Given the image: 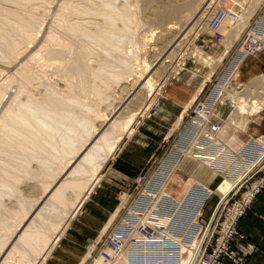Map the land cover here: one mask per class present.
Returning <instances> with one entry per match:
<instances>
[{"label":"bare ground","instance_id":"6f19581e","mask_svg":"<svg viewBox=\"0 0 264 264\" xmlns=\"http://www.w3.org/2000/svg\"><path fill=\"white\" fill-rule=\"evenodd\" d=\"M8 1H12L22 6L24 4L21 5V3H24V1H29V0H8ZM62 1L63 3L60 2L62 3V5H59L60 7H57V9L58 8L59 9L56 12L57 14L54 15L55 17H54V20L52 21L55 28L52 26H49L52 28V31H49L48 33H46V36L44 39V45L41 46V50H39L37 53L35 52L34 54L32 53L30 60L28 59L29 62L27 61L28 64L27 65L24 64L23 76L25 77L24 79L26 80L28 79V75L30 74L32 70V68L30 67V63H39L40 69L39 68L38 69L40 71H38V69L36 70L39 72L38 75L40 74L39 77L46 76L45 78H47V74L51 72L58 77V79L56 77L55 79L57 80H59L60 78L63 79L66 83V86L62 87L64 89L66 88L64 90V93H61V89H60V93L58 91L57 95L56 94L52 95L51 92H55L54 89L58 85L57 84L53 89L52 84L55 82L53 80L54 82L52 81V84L50 83L51 81L49 82V87L45 89L44 96H42V98L39 97L36 99H31V100L30 98L29 99L26 98L25 101H19L18 96L22 93L21 92L22 90H18L17 94H12L10 92H6L5 91L6 88L0 86V134L4 136L3 138L7 137L9 139V140L5 139L6 144H7V141L9 142L13 140L21 141L22 139H24L23 141H26L29 144L28 146L30 147L29 150H37V149L44 150L45 146H47L50 149L49 153H50L51 159L52 158L59 159V162H57L59 164L62 158L64 161L57 175H53V173H49L48 171L44 169L42 176L45 177L46 180L41 182L38 187L37 185H33L31 187L32 189H35V190L37 189L39 191H38V195L36 199H34L32 205L29 207L30 210L23 211L22 209L24 208V206L20 204L21 205L20 207L22 209L21 210L19 209L20 213L18 212L19 213L18 223H17V226L19 228L18 232L16 233L17 228H14L10 232V235L6 237L5 241L4 242L2 241L3 243H0V254L3 251L2 254L0 255V262L2 260L1 264L8 263V261L11 260L15 254L20 255L19 259L25 256H28V255L30 256L33 255L30 259H28V261L32 263H34L35 259L41 255H42V260L45 259V255L50 253V251L53 249L54 245L58 241L60 235L63 234L62 232L64 231V229H66L65 227H67L69 223L68 222L69 219L72 218L71 214L76 213L78 207L88 197L93 187L97 184V182L101 178L100 177L101 169L103 168L104 164L108 161V159L113 156L114 151L117 149L119 141L122 140L123 135L130 134L131 130L133 129L137 121L136 113L138 112L136 110H132L133 112L135 111L136 113H132L131 109L129 112L124 111L126 114L123 113V111H121L118 114V116L117 115L115 116V114L118 112V109H119L118 107L116 108V105H115L112 108L110 113L103 116V119L101 120L99 124H97V127L93 126L92 133L88 135L85 141L77 146V143L81 140V138L84 139V137H81V136L85 134L86 128L90 124V120L87 119V116H85L86 113L84 115L85 116L84 118L82 116L80 117L81 119L79 118V116L72 118L71 111H73L72 108H74L75 106L73 107L72 105V107L71 106L68 107L70 104L67 102L68 101L79 102L77 100L78 98L77 95H79V97L83 98V105L86 108V110L87 109L91 110L94 108L93 106L91 107L93 103L99 105L109 99V95H110L109 92H110L111 87H113L112 84H116V83L118 84L120 80L122 79L125 80V78L128 76L131 77L130 75L132 73L131 71L132 67L130 66L131 64L130 61L132 60L133 57H135V59L138 58V54H139L138 52H139V49L141 48L140 46L141 41H139V39L137 38L138 35H135L136 34V32L134 31L135 29L132 28L131 26L132 25L131 23H134V21L136 20V19L134 20V18H136L135 16L136 14H138V12L136 13V11L138 10H136L137 9L136 6L129 5L127 1H126V4H124V2L123 4H121L122 2L116 3L117 0H62ZM17 6L19 7V5ZM27 6L28 5H26V7ZM186 6L187 5L183 6L180 9H177V8L175 9L173 8L170 10L165 9L162 12V14L158 13V16L157 14L156 16L160 17V20L164 18L167 20L175 19L179 21V19H183L181 17L182 16L181 13ZM36 7H38V5H36ZM208 7L209 5L204 8L202 13H204V11ZM7 9L0 7V12H1L0 17H3V20L6 19L7 22L10 23V25H12L10 27L13 28L11 29V32L9 31L10 32L9 33L7 32L8 30L4 29L2 25V28L5 30V33L6 32L7 33L5 34L4 31H2L3 29L0 31V38L2 39V42H3L2 44L5 45V46H0V55L2 57L4 54L5 58H7L6 57L7 48H11V47L15 49L18 48L19 45L22 44L20 41H18L21 38L22 39L25 38V40L28 39V43L30 45V43L32 44V42H35L33 40L38 36V34L41 31L40 30L41 26L39 25L40 22H38V25H36L37 23L35 19L33 18L25 19L24 18V16L27 14L24 13V16H23L22 15L23 12L17 13L18 11H10ZM29 9L36 10L35 6L34 8L33 7L31 8L29 6ZM163 9L164 8H162V10ZM221 9H223L226 14L219 21L216 28L212 29L214 31H217L225 20L231 21V22H235L238 20V15H239L238 10H235V9L230 10L226 8H221ZM47 10L49 9L47 8ZM19 11H22V10H19ZM229 11L234 13V17H229L227 15ZM148 15L150 16V13ZM201 15L202 14L200 15L197 14L194 16L193 19L195 21L191 23L192 25L189 28V30H187V32H189L190 29L193 28V26H195L197 22H199ZM85 16H89V18L84 19L83 17ZM97 16H100V17L102 16L103 19L101 21L100 20L97 21ZM34 18H39V17L37 16ZM39 19L41 20V18ZM11 20H14V21L11 22ZM117 21H121L122 26L120 24H119L120 26H118L116 24ZM169 22L172 23V21H169ZM3 23L5 22L3 21ZM88 23L91 24L93 27H89ZM244 23L245 22L241 21L242 27L244 26ZM173 25L175 24H172V26ZM39 26H40V29H39ZM92 28L94 29L92 30ZM163 28L161 32L164 31ZM263 28H264V17H263ZM185 29L186 27L184 29L182 28V30H185ZM174 30L177 31L176 29H173V32H171L172 31L171 30L170 35H168L169 32L168 33L166 32V34L162 32V35L164 34L163 35L164 37L161 36V38L160 37L158 38L159 40L157 39L156 44L158 43L160 45L159 49H156L159 51H155L156 54H154L155 56H157V58H159L160 55H162L163 57V55L166 52V49H167L166 46L168 45L169 41L171 43L170 45L172 46L175 42H177L179 36L181 35L182 30L178 29L179 31L177 32H174ZM168 37L170 38L168 39ZM185 37L186 36H184V38ZM125 39L128 40L127 44L129 43L128 45L125 44L126 46H128L129 52L128 51L127 52L129 53V55H130V52L132 53L130 58L127 57L126 53H125L126 56H123V54L121 56L118 55L119 52H123L124 49L127 48V47L125 48V45L123 47V44H124L123 42ZM179 40L181 41V39ZM80 41L86 42L85 43L86 45L79 46L78 43H80ZM41 44H43V42H41ZM177 45L178 44H176V46ZM20 47H19V50L23 51L24 49L21 50ZM24 48H26V46H24ZM19 50L17 51V53L21 55L20 54L21 52H19ZM81 50L85 51V53L89 54L92 57H96L97 60L99 61V64L96 65V67H94L95 64H93L94 68L90 67V65H87L85 61L87 59L89 60L90 58H87V55L86 54L84 55ZM80 51H81V54L84 55V58H82L84 62L80 59V55H81ZM99 51L100 52L102 51L104 55L102 52L100 54ZM52 52L57 53V56L60 58V61L58 59L59 61L58 63L54 61V56L56 55H53ZM172 52L173 50H171L168 56L166 57H169L170 55H172L171 54ZM106 55H109L110 57L112 56L114 60L108 62ZM141 61H144V63L147 62L146 59L144 60L143 58ZM91 63L92 62H90L89 64ZM135 64H138V63H135ZM162 64L160 65L162 66ZM232 65L234 67L235 62H233ZM35 74H37V72ZM17 75L20 77L18 72H17ZM53 76H52V79H53ZM11 78L7 79L8 82L10 83L13 82ZM45 78H44V81L42 80L43 78L41 79L44 83L47 82V81L45 82L46 80ZM13 79L16 80L15 77H13ZM18 79L19 78H17L16 82L17 83L19 82L23 86L24 82L22 83L21 82L22 80L18 81ZM34 79L36 78L34 77ZM49 80L50 79L48 78V81ZM150 81L151 79H148L145 82V87L150 86ZM26 82H29V81H26ZM137 82H139V79ZM18 86L22 87L21 85H18ZM40 88H38L37 90L39 94L41 93L39 92ZM34 94H37V93H34ZM90 102L91 103L93 102V103L91 104ZM119 102L120 101L118 100V105H119ZM13 104H14V107H12ZM147 105H148V101L143 105V108L148 107ZM204 105L206 107H210L209 105L211 104L207 102ZM249 105L251 106V104ZM127 106L128 105L124 107H127ZM198 106L199 107L197 109L194 108L196 113L199 112L198 109L201 110V107L203 110L202 104H198ZM75 109L76 108H74V110ZM126 110H129V109H126ZM140 113L142 112L140 111L138 114ZM210 113L211 112H208L207 110H205L202 114H199V116H196L195 118L196 120L200 121L202 124L203 123L207 124L208 126L207 128L205 127V129L197 130L198 123L200 122L196 123L197 122L196 121V122H191L186 127V129L182 131L177 144L167 156V159L165 162L166 165L162 166L161 168L157 170L154 178H152L150 183H148L150 180L147 182L146 185L148 187L146 186L147 188L143 190L141 197L136 202V209H131L128 211L129 216L132 215L133 217L135 216L138 217L139 214L142 212V211L140 212V210L141 209L145 210V205H146L145 198L149 196H153V195L154 197H156V199L157 197L161 198L160 208H159L158 213L156 212V214L152 215V217L147 216L148 217L147 219H145L146 217H143V220L139 219L141 221L140 223H142L145 227H147L149 231H144L140 234L139 233L140 228L138 227V229L136 228V231L133 233L134 235H132L133 230L130 229L129 236L132 235V237L130 241L128 240L129 246L132 247L134 240L141 241V243L145 245L148 243H160L162 245L160 247L161 251L156 249V247L152 248V250L156 249L157 250L156 252H148L147 251L148 247L145 246L144 251H143L145 258L144 260H141V259L137 260L138 263L147 264V262L149 263L152 262V264H197L198 262V264H200L201 247L204 244L205 240L209 238V234L212 233V231H214V228L213 229L210 228V223H209L203 230V231L206 230V234H208V237L205 238L206 234L205 232H203L202 236L200 238H197L198 233H201V230H200L201 225L197 221V217H198V214L200 213L202 199L206 198L210 194V190L208 187L202 185L201 183L194 180L190 176L181 172L177 164L180 159V156H182L184 152L185 154L187 153V155L192 152L191 153L192 156L194 155L195 158L204 159L207 165L209 166L212 165L211 168L215 170H219L221 172L220 174L224 176V181L218 185L215 191L218 192V194H220L221 197H224L223 200H225L227 195L233 191V189L236 186V183L239 181V179L236 181L229 179V174H232L235 172V169H236L235 167L239 166L241 164L240 163L241 161L247 160V157L250 156L249 154H252L254 150L255 151L258 150V151L256 152V156L254 157V159H252L251 162H249L248 169H247L248 171L256 167L257 165H259L264 159V140L263 141L259 140V142L252 140L250 143L248 142L249 143L248 147L242 148L239 152H232L231 150L227 149V146H225L215 135L216 129L218 131L221 127V122H219L220 120L217 117L214 118V119H217V122H214L213 119H211L213 122L208 121L207 119L210 116ZM249 113L251 112L247 110L245 111V114H242V115L238 114V112L237 113L233 112L232 114H230L229 119L234 123H237L239 121L244 122L248 119ZM122 117L124 118L123 120H122ZM206 130H209V131H206ZM113 132L118 133V134L114 135ZM112 133H113V138L110 139L109 136H111ZM57 135H58V140H57ZM79 136H80V140L79 139L77 140ZM10 144L12 143L10 142ZM21 144L22 143H20V145ZM16 145L18 146V142H16ZM24 145H27V144H24ZM7 146H10L12 148L11 145L7 144L6 147ZM256 148L258 149L256 150ZM4 149L6 150V148ZM4 149L2 150V147H1L0 150L5 151ZM26 153H29V152H26ZM224 154H225V157L221 158L220 156L221 155L224 156ZM31 156H34V155H31ZM14 158H16V156H14ZM21 158L19 159L21 160ZM22 159H24V157ZM49 162H51L49 164H52V161L49 160ZM5 164L3 165L5 166ZM7 169H8V166H7ZM1 170H4V169L1 168ZM4 171L2 173H5ZM5 174H7V172ZM165 175H167L166 184L164 186L162 185L160 192H158L159 190L158 185H160L161 181H163L162 179L165 178ZM0 184L2 185L5 184L6 186L9 185L8 182L0 183ZM0 189H1V186H0ZM69 189L73 192L71 194L74 195V197L71 199L69 198L70 195H67L69 193V192L67 193ZM151 191L153 193H150ZM158 193H160L159 196H158ZM164 197L167 198V201H163V199H165ZM243 198L244 199L248 198V195ZM125 199L123 200V202L125 201ZM223 200L220 198V201L216 208L220 206ZM43 201L44 203L42 204V206L38 207L40 202H43ZM57 204L58 205L60 204V206L62 207L71 206L72 211L69 213L70 216L67 219H65V223H63V219L59 221L55 220L51 223H48L47 224L48 227L45 230L43 226L45 225L43 223L44 222L43 217L46 215L47 211L51 207ZM68 212L69 211H67V213L64 215L65 218L67 217ZM213 217H214V214L211 216V221ZM140 218H141V215H140ZM62 223H63V227H62ZM3 224L4 225L2 224L1 225L4 227L5 223ZM3 230L5 229L3 228ZM52 230H53V235H50ZM13 236H15L14 239L8 245L7 242H9L10 241L9 239H11ZM119 241L120 242L119 244H117V248H114L113 246L106 244L104 248L102 249V252L104 253L105 256L101 252L96 253V255H99L100 258L98 257L99 258L98 262L96 261L95 262L97 264H102V262L104 261L111 262L113 261V259L117 260V259H122V258L125 259L126 257L128 258L130 254L126 252V250H124L123 248L124 247L123 239L120 238ZM165 241L173 242L176 245V247H173L172 245L171 248L169 249L170 250L169 252L165 251L167 252V254L164 253L165 248L163 247L165 244ZM6 245H8V247L4 250ZM169 253H176L175 255H177L178 259L174 261L166 262L168 261L166 257L168 256ZM154 260H156V262H153ZM15 262L17 261L13 260V263Z\"/></svg>","mask_w":264,"mask_h":264},{"label":"rangeland","instance_id":"374dc122","mask_svg":"<svg viewBox=\"0 0 264 264\" xmlns=\"http://www.w3.org/2000/svg\"><path fill=\"white\" fill-rule=\"evenodd\" d=\"M117 1H116V3L122 2L121 4H123V2H124V4H126V1H127V3L129 5L136 6V8H137L136 10H138V11H136V13L138 12V14H136V16H135L136 18H134V20L135 19L136 20L134 21V23H131L132 24L131 26H132V28L135 29L134 30L136 32L135 35L139 36V37L137 36V38L139 39V41H141L140 46L142 49L141 48L139 49L138 58L135 59V57H133L132 60L130 61L131 64L129 63L130 66L132 67V70H131L132 73L130 75L131 77L128 76V77H126L127 79L126 78H125V80L122 79L123 81L120 80L118 82V84L117 83L112 84L113 87H111L112 90L110 89L111 93L109 92L110 95H109V99L107 100L108 102L105 101L99 105H97L93 102H92L93 103L92 104L90 102L92 104L91 107L92 106L94 107L91 110H88V109L86 110V108L83 105V98L79 97V95H77L78 96L77 100L79 102H77L76 100H75L76 102H72V101L67 102L70 104L69 106L67 104L68 107H70V106L72 107V105H73V107L75 106L74 108H76L75 110H74V108H72V110H73V111H71L72 118L76 117V116L77 117L79 116V118L82 116L84 118L85 116H87V119L90 120V124H91V125L89 124L87 126L85 134L83 136H81V137H84V139L81 138V140H80V136L77 138V140L78 139L80 140L77 143V146L85 141V139L88 137V135L92 133L93 126L97 127V124H99L101 122V120L103 119V116L110 113L112 108L115 105H116V108L117 107L119 109L121 108L120 110L118 109V112L115 114V116L116 115L118 116V114L121 111H123V113H125L126 111L129 112L130 109H131L132 113H136L135 111L133 112L132 110H136L138 113L140 111L142 112L140 114L136 113L137 114V121H136L133 129L131 130L130 134L129 135H123L122 140L119 141V144L117 146V149H118L119 146L123 143V141L125 142L126 140L129 139L130 136H132V134L135 135L137 133V130L141 128L142 121L146 120L148 116H151L152 114H154L155 112L158 111V109L160 108V104H161L160 101L162 100L163 88H164V86L170 84L172 80H176L177 78L180 77L181 81L184 80L185 84L193 87V88H191V91H193L192 92L193 94H192V96L191 95L189 96L188 102H184L180 106L181 110L185 109V113L182 116V118L180 117L174 122L175 124L173 123L172 125L169 126L170 133H169L168 138L165 140H161L160 145L158 146V150L155 151V153L151 155L150 160H148V162L136 173V175L133 177L132 182L129 185V187H126V188H123L122 190H120L118 192V194L113 198V205L114 206H113V210L111 211V214L114 213L113 214L114 219L112 218L113 220L105 229H101L103 231L100 230L101 231L100 232V231H98V229H96L92 225H90V223L88 224V223L84 222V220L88 219V215L83 211L85 208V205L87 204L86 201L88 202V199H87L88 197L78 207L76 213L71 214L72 218L69 219L68 225L74 224L73 226L78 227L77 231H75V234L78 237H81V235L83 233V234H88L90 237V246L88 247L86 257L83 261L84 262L83 264H91L93 261L94 262L92 264H97L96 262H98V259L100 258V256L96 255V253L101 252V250L104 248V242L106 240H108V238L111 236H117L118 235L119 237H121L123 239V245H124L123 248H124V250H126V252H128L130 254L131 257L129 256L128 258L126 257L125 259L122 258V259H117V260L113 259V261H111V262L104 261V262H102V264H146V263H138V261H137L140 259L144 260L145 255H144L143 251H144L145 246L148 247V250H147L148 252H156L157 251L156 249L161 251L160 247L162 245L160 243H148L145 245V244L141 243V241L134 240L132 247L128 245V242L131 240L132 235H134L133 233L136 231V228L137 229H138V227L140 228V231H139L140 234H141V232L149 231L147 227H145L142 223H140L141 222L140 220H143V217H146L145 219L148 218L147 216L152 217V215L156 214V212L157 213L159 212L160 202H161L160 199L161 198L157 197V199H156V197H154V195L145 198V202H146L145 210L141 209L140 212L141 211L142 212L139 214L138 217L135 216L136 219L132 215L129 216L128 211L131 209H136V202L141 197L143 190H145L148 187L146 185L147 182L150 180L148 182V183H150L152 178H154L157 170L159 168H161L162 166L166 165L165 162H166L167 156L169 155L170 151L177 144V142L181 136L182 131H184L186 129V127L191 122H196V121H197L196 123L200 122V121L195 119L196 116H199V114H202L205 110H207L208 112H211L210 116L207 119L208 121L211 122L212 121L211 119H213L214 122H217V119H214V118H216V117L219 118V120H220L219 122H221V127L218 131L216 129V131H215L216 136H217L218 132L224 126H226V124H233V125L237 126L238 128H241V129H245L247 127L246 131L242 132V131L238 130L236 127H234L232 125H228L226 127V131L222 134L223 136L221 135L223 137V139H225V140L228 139L229 136L231 135V137L235 143H240L241 141H244L246 139L248 133L253 132V130L256 128V124L258 122V117H259L260 113H262V115L264 114V71L260 70L261 66H260V61H259V59L262 56H264V54H263V52H264V28H263L264 0H143V1L142 0H125V1L119 0L120 2L119 1L117 2ZM58 2L63 3L62 0H43V1L42 0H32V1L29 0V1H24V3H21V5L22 4H24V5L20 6V4L14 3L12 1H8V0L1 1L0 0V7H3L5 9L8 8L7 10H10V11H18L17 13L23 12V14H22L23 16H24V13L27 14L24 16L25 19L33 18V19H35V21L37 23L36 25H38V22H40L39 25L41 26V29L39 26V29L41 31L38 34V36L33 40L35 42H32V44L30 43V45H29L28 39L25 40V38H23V39L21 38L20 40H18L22 43L19 45V47L21 46L20 49L21 50L24 49L23 51H20L19 47L16 48L19 50V52H21L20 53L21 55H19L17 53L18 50H16L13 47H11L12 49L11 48L6 49L7 50V53H6L7 58H5L4 54L2 57L0 55V86L6 88L5 91L10 92L12 94H17L18 90H22L21 91L22 93L19 95L20 97L18 96L19 101H25L26 98L27 99L30 98V100L36 99L39 97L42 98V96H44L45 89H47L49 87V82L51 81L50 83L52 84L53 80L55 81V82L53 81L54 85L52 84L53 89L57 84L58 85L54 89L55 92H51L52 95L53 94L57 95L58 91L60 93V89H61V93H64V90L66 89V88L65 89L62 88L63 86L64 87L66 86L65 81L61 78L59 80H57L58 77L49 71H47L50 73V74L49 73L47 74V78H45L46 76L45 77H39L40 76V74L38 75V73H39L38 71H40L39 70L40 69L39 63H30V67L32 68V70H31L30 74L28 75V79L27 80L24 79L25 77L23 76L24 64L25 65L28 64L32 53L34 54V52L37 53L39 50H41V46L44 45V39H45L46 33H48L49 31H52V28L49 26L54 27V24L52 22L54 20V17H55L54 15L57 14L56 12L59 9V8L57 9V7H60L59 5H62V3L59 4ZM31 4H33V5H31ZM149 4H150V6H149ZM17 5H19V7ZM26 5H28L27 6L28 8L26 7ZM36 5H38V7H36ZM185 5H187V6L183 9V11L181 13L182 14L181 17L183 19H179V21H177L175 19L167 20L164 18L160 20V17H157L158 13L162 14V12L165 9H168V10L173 9V8L174 9L175 8L180 9ZM208 5H209V7L204 11V13H202L204 8ZM29 6L31 8L32 7L34 8V6H35L36 10L32 9L33 10L32 11L31 9H29ZM165 6H167V7H165ZM46 7L49 10H47ZM216 7L226 8V9H230V10H234V9L238 10V13H239L238 20L235 22L225 20L221 24V26L219 27V29L217 31L210 29L207 26L206 21H207L209 14ZM12 8H13V10H12ZM23 8H24V10H23ZM162 8H164V9L162 10ZM19 10H22V11H19ZM152 12L155 15H153ZM28 13H29V15H28ZM41 13H43V14H41ZM149 13H150V16L148 15ZM30 14H32L33 17ZM156 14H157V16H156ZM197 14H199V15L202 14L199 22H197L195 24V26H193V28L190 29L189 32H187V30H189V28L192 25L191 23H193V21H195L193 18ZM0 16H1V12H0ZM29 16H31V17H29ZM37 16L39 18H41V20L39 18H34ZM85 17H83V18L84 19L89 18V16H85ZM102 19H103L102 16L101 17L97 16V21H99V20L101 21ZM0 20H1L0 21V24H1L0 25V27H1L0 31L4 28V29L8 30L7 32H9V31L11 32V29H13V28L10 26H12V25H10V23H8L6 19L3 20V17H0ZM2 20L5 23H3ZM13 21L14 20H11V22H13ZM169 21H172V23ZM241 21L245 22L243 27L241 26ZM138 22H139V24H138ZM116 24L118 26H120L122 24V22L117 21ZM172 24H175V25L172 26ZM2 25H3V28H2ZM88 26L93 27L91 24H89ZM181 27L183 29L186 27V29H185L186 31L182 30ZM49 28H50V30H49ZM162 28L164 30V31H162L164 34H166V32L167 33L169 32L168 35H170L171 30H172L171 32H173V29H176L177 31L182 30V32H181V35L179 36L177 42H175L173 44V46L170 45L171 44L170 41L168 42V45L166 46L167 49H166L165 54L163 53L164 54L163 57H162V55H160L161 58L160 57L157 58V56H155L154 54H156L155 51H159V50H156V49H159V46H160L158 43L156 44L157 39L159 37L161 38V36L164 37L163 36L164 34L162 35V32H161ZM4 29L2 31H4V33H5ZM93 29L94 28H92V30ZM177 31L174 30V32H177ZM216 35H217L218 40L214 39V36H216ZM184 36H186V37L184 38ZM169 38L170 37H168V39ZM18 39H19V37H18ZM179 39H181V41ZM125 40L123 42L124 43L123 47L125 44L126 45L129 44V43L127 44L128 40H126V41ZM41 42H43V44H41ZM2 43H3L2 39L0 38V46H5ZM85 43L86 42L80 41V43H78V44H79V46H84V45H86ZM176 44H178V45L176 46ZM126 45H125V48L126 47L127 48L124 49L123 52H119L118 55L121 56L123 54V56L127 55V57L130 58L132 53L130 52V55H129L128 46H126ZM24 46H26V48H24ZM156 46H158V47H156ZM174 47H175V49H174ZM258 47H260V49ZM171 50H173V52L171 53L172 55H170L169 57H166V56H168V54L170 53ZM255 50H258V51H255ZM81 51L84 55L85 54L87 55V58L91 59V60L90 59L89 60L84 59V60H86L85 62L87 65H90V67H93V64H95L94 67H96V65L99 64V61L97 60L96 57L90 56L89 54L85 53V51H83V50H81ZM81 51H80V54H81ZM152 51H154L155 53ZM101 52L99 51L100 54H101ZM125 53H126V55H125ZM150 53H151V55H150ZM52 54L57 56V53L52 52ZM83 54L80 55V59L82 61H83L82 58H84ZM103 55H104V53H103ZM56 56H54V61L56 63H58L60 61V58L58 56H57L58 57L57 58ZM150 57H152V58H150ZM106 58L108 59L107 60L108 62L114 60V58L112 56L110 57L109 55H106ZM142 58L144 60L146 59L147 62L144 63V61H141ZM58 59H59V61H58ZM134 61H136V62H134ZM150 61H151V63H150ZM90 62H92V63L89 64ZM233 62H235L234 67L232 65ZM135 63H138V64H135ZM160 64H162V66ZM121 65H123V64H121ZM37 69H38V71H36ZM155 71H157V72H155ZM17 72L20 75V77L17 75ZM34 72L35 73L37 72V74H35ZM33 75L36 79H34ZM52 76H53V79H52ZM13 77H15L16 80H14ZM55 77L57 79H55ZM10 78L12 79V81L14 83L11 80L10 81L12 83L8 82L7 79H10ZM17 78L20 79V80L18 79V81L22 80L21 82L22 83L24 82V84H23L24 87L19 82L18 83L16 82ZM44 78L46 79L45 82L47 81L48 84H47V82L46 83L43 82ZM48 78L50 79L49 81H48ZM137 78L139 79V82H137L138 81ZM136 79H137V81H136ZM148 79H151L150 86H149L150 88L148 86H146L147 87V89H146L145 82ZM25 80L29 81V82H26ZM58 81H60L61 83ZM30 83H31V85H30ZM13 84H15V85H13ZM18 85H21L22 87H20ZM36 86H38V87H36ZM52 87H51V89H52ZM142 87H144V88H142ZM38 88H40L39 89V92H41L40 94L37 92ZM148 88L150 89V91ZM7 89H8V91H7ZM32 90L34 93H37L38 95L34 94L32 92ZM151 92H152V94H151ZM136 93H137V95H136ZM126 95H127V97H126ZM84 100H85V98H84ZM118 100L121 102V103L119 102V105H118ZM130 100H132V101H130ZM16 101H17V99H16ZM147 101H148V105H147L148 107L143 108V105ZM207 102H209L211 104V105H209L210 107H206L204 105ZM104 103H105V105H104ZM197 103L202 104V106H203V110L201 107V110L198 109L199 110L198 113H196V111L194 109L195 105ZM122 104H123V106H122ZM249 104H251V106ZM126 105H128V106L124 107ZM12 107H14V104ZM250 108L253 110V112ZM126 109H129V110H126ZM246 110L251 112L248 114L249 117L246 121H244V122L239 121L237 123H234L229 119L230 114H232L233 112H236V113L238 112V114L242 115V114H245ZM75 112H77V113H75ZM85 113H86V115H85ZM125 114H123V115H125ZM252 118H254V120H252ZM123 119L124 118L122 117V120ZM251 120H252V122H250ZM199 124H200V126H199ZM204 124L205 123L202 124L201 122L198 123V126H197L198 129L197 130L205 129V127L206 128L208 127L207 124H205V125ZM90 129H91V131H90ZM206 131H209V130H206ZM113 133H114V135L118 134L115 132H113ZM113 133L111 136H109L110 139L113 138ZM3 137L4 136L2 134H0V146L2 147V150L4 148H6V150L4 149L5 151L0 150V161H1L0 162V183L8 182L9 185L6 186L5 184H3V185L0 184V186H1V189H0V243H3L5 241L6 237L10 235V232L14 228H17L16 233L18 232V230H19V228L17 226L18 217H19L20 210L22 209L20 206L21 205L24 206V208L22 209L23 211L30 210L29 207L32 205L34 199H36V197L38 195V191H39L37 189L36 190L32 189L31 187L33 185H37V187H38L41 182L46 180L45 177L42 176L43 170L45 169L49 173H53V175H57L61 165L64 162L63 158H62V160H60V164L57 163V162H59V159H54V158L51 159V156L49 153L50 149L47 146H45V149H44L45 151L39 150V149L29 150L30 149V147H28L29 144L26 141H23L24 139H22L21 141L13 140L15 143L13 141H10L12 144H10V142L7 141V144L11 145L12 148L10 146L6 147L7 144H6L5 139H7V140H9V139L7 137H5V138H3ZM57 140H58V135H57ZM252 140H255L257 142H259V140L263 141L264 140V134L250 135L248 140L241 147L242 148L248 147V144ZM16 142H18V146L16 145ZM20 143H22L21 144L22 146L20 145ZM24 144H27V145H24ZM19 146H20V148H19ZM144 146L147 147L148 145H144ZM1 147H0V149H1ZM23 148H25V149H23ZM242 148H240L236 152H239ZM227 149L231 150L228 147H227ZM257 149L258 148H256V150ZM23 150H25L26 152H29V153H26ZM22 151H23V153H22ZM254 151L252 152V154H249L250 156L247 157V160L241 161L240 162L241 164L239 166L235 167L236 169H235L234 173L229 174V179L236 181L238 178L240 181V182L238 181L239 183L238 182L236 183L235 187H237V189L235 190V194L233 195L231 200L239 199L241 197L242 193L244 191H247L251 185L256 184V183L262 184L261 176L264 174V172L262 173V168L264 167V161L261 162L259 165H257L259 167H257V166H256V168L254 167L255 169H258L255 174H253L252 176H250L246 180H243V177L250 171V170L249 171L247 170L248 164H249V162H251L252 159H254V157L256 156V152L258 150L255 152ZM30 152H32V153H30ZM232 152H234V151H232ZM4 153H6V154H4ZM191 153H189L187 155V153L185 154V152H184V154L182 156H180V159L178 161L177 166L179 167V164H180L181 168L179 167V169L180 170L182 169L183 171L187 172V174H186L181 170L182 173L190 176L191 178L198 181L202 185L208 187L211 194H212V192L217 193L214 195L217 196V198H218L217 202L219 203L220 198L223 200L224 197H221V195L218 194V192H216L215 190L218 187V185L224 181V176L222 174H220L221 172L219 170H215V169L211 168L212 165L211 166L207 165L204 159L195 158L194 155L192 156ZM13 155L16 156V158H14ZM31 155H34V156H31ZM21 157L22 158L24 157V159H22ZM220 157L224 158L225 154H224V156L221 155ZM19 158H21V160ZM26 158H27V160H26ZM109 159H108V161H109ZM49 160L52 161V164H49V163H51V162H49ZM64 160H65V158H64ZM3 164H5V166ZM105 164H104V166H105ZM1 165H3L4 167ZM7 166H8V169H7ZM104 166H103V168H104ZM174 166H176V165H174ZM233 167H234V165H233ZM1 168L6 170V171L1 170ZM103 168L101 169L100 177L102 175ZM231 168H232V166H231ZM254 168H252V169H254ZM11 169H13V170H11ZM3 171L5 173L7 172V174L2 173ZM12 173H14V174H12ZM248 175H249V173L246 176H248ZM166 176L167 175H165L164 179L160 178L163 180V181H161V183H163V184L160 183L161 186L158 185V188H159L158 192H160L162 185L164 186L166 184V180H167ZM195 177H198V178H195ZM11 178H13V179H11ZM101 178L99 179V181L101 180ZM200 180H201V182H200ZM99 181L93 187L92 191L89 193L88 196H90V195L94 196L96 189L99 186ZM208 182L209 183L211 182L212 185H214V187H209ZM263 188H264V185L261 188H259L254 193V195L259 193V192L264 193ZM234 189L232 192H234ZM120 192H122V193H120ZM232 192H230V193H232ZM67 193H68L67 195H70V197L68 196L70 199L74 197V195L71 194L73 192L70 189L67 191ZM150 193H153V192L151 191ZM159 195H160V193H158V196ZM254 195L252 196V198L254 197ZM123 198L124 199L126 198L124 202H123V200H124ZM164 198L165 199H163V201H167V198L166 197H164ZM252 198L247 203L246 208L244 209L243 213L237 217L236 222H235V227H236L237 233L234 234L232 236V238L229 240V242H230L229 243V248H230L229 250L233 251L234 256H236V258L232 262L229 259H227L225 256H221L219 258V260L217 261V264H220L225 259L230 261L231 264H243V253L244 252H240V254L236 253L232 249V242L235 238H240V236L238 234L237 223H238V220L244 215V213H245L246 209L248 208ZM44 201L40 202L38 207H41L42 204L44 203ZM15 207H16L17 211H16ZM70 207L71 206H66V207L63 206L62 207V206H60V204L59 205L57 204V205L51 207L47 211L46 215L43 217L44 218L43 223L45 224L43 226H44L45 230L48 227L47 224L51 223L55 220L59 221V220L63 219V223H65V219H67L70 216L69 213L72 211L71 210L72 207L71 208ZM67 211H69V212L67 214V217L65 218L64 215L67 213ZM140 215H141L142 219L140 218ZM197 221L201 225V227H200L201 233H198V237H197V238H200L202 236L203 232H205V234H206V230L205 231H203V230L210 223L211 214L209 215V218L207 219V221H205L202 219L201 211H200L199 217H197ZM3 223H5L4 227L2 226V225H4ZM63 223H62V227H63ZM140 224H141V226H140ZM68 225H67V227H65L66 229H64V231H66L68 229ZM3 228L5 230H3ZM6 229H8V230H6ZM130 229L133 230L131 236H129ZM50 235H53V230L50 233ZM14 237L15 236H13L11 239H9L10 241L7 242L8 245H9V243L12 242ZM8 245L5 246L4 250L8 247ZM172 245H173V247H176V245L173 242L165 241V244L163 246L165 248V250H164L165 254H167V252L170 251L169 249L171 248ZM244 245H245V249L251 248V244H249V243H245ZM247 245H249V247ZM154 247H156V249L152 250V248H154ZM129 248H131V249H129ZM51 251L49 254L45 255L44 260H42V255L38 256L39 258L37 257L35 259L34 263L28 261V259H30L33 255H31V256L28 255V256H25V257L19 259L20 255L15 254L12 259L17 261V262L13 263V260L11 259L6 264H46V259L51 254ZM165 251H167V252H165ZM2 252H1V254H2ZM175 254L176 253H169L168 256L166 257V259L168 260L166 262L177 260L178 257ZM3 255H4V253H3ZM115 258H116V256H115ZM137 258H139V259H137ZM150 259H152V258H150ZM81 261H82V259H81ZM1 262H2V260H1ZM1 262H0V264H1ZM153 262H156V260H154ZM147 264H152V262L151 263L147 262ZM197 264H198V262H197Z\"/></svg>","mask_w":264,"mask_h":264},{"label":"crops","instance_id":"0c3cea01","mask_svg":"<svg viewBox=\"0 0 264 264\" xmlns=\"http://www.w3.org/2000/svg\"><path fill=\"white\" fill-rule=\"evenodd\" d=\"M259 61L261 66L260 70L264 71V56H262ZM191 88L193 87L185 84L184 80L181 81L180 77L164 86L158 111L142 121L141 128L137 130V133L135 135L132 134L125 142L123 141L114 152L113 156L105 164L101 175L102 178L99 181V186L94 196L90 195L87 198L88 202L86 201L87 204L83 211L88 215V219L84 220V222L90 223V225L98 229V231L105 229L111 223L114 219H111L114 214H111L114 206L113 198L120 190L129 187L136 173L148 162V160H150L151 155L158 150L161 140L168 138L170 133L169 126L178 118H182L185 113V109L181 110L180 106L184 102H188L189 96H192L193 91H191ZM252 120H254V118H252ZM252 120L250 122H252ZM228 125H232L242 132H245L247 127L241 129L233 124H226L217 134V138L225 146L236 152L242 148L241 146L248 140L250 135L264 134V114L262 115V113H260L256 128L253 132L248 133L246 139L240 143H235L231 135L228 139H223L222 134L226 131ZM144 145L148 146L146 147ZM254 169L250 170L249 173L253 172ZM183 172L187 174L186 171ZM263 172L264 167L262 168V173ZM208 184L209 187H214L211 182H208ZM214 194L217 193H210V195L204 198L205 200H203L201 204V217L205 221H207L210 214L211 216L213 215L218 205V198ZM73 225L74 224H69L68 229L59 237L51 254L46 259V264L84 263L83 261L86 257L88 247L90 246V237L88 234L83 233L81 237H78L75 234L78 227ZM237 229L240 238H235L233 240L232 249L238 254L244 252L243 264H264L263 192L254 195L244 215L238 220ZM245 243L251 244V248L245 249ZM220 264L231 263L225 259Z\"/></svg>","mask_w":264,"mask_h":264},{"label":"built area","instance_id":"2783aa9c","mask_svg":"<svg viewBox=\"0 0 264 264\" xmlns=\"http://www.w3.org/2000/svg\"><path fill=\"white\" fill-rule=\"evenodd\" d=\"M225 11L220 7L214 8V10L209 14L206 24L209 28L215 29L219 21L225 15ZM227 15L229 17H234L233 12H228ZM215 40H218L217 35L214 36ZM260 49V47H258ZM257 48V49H258ZM258 51V50H255ZM198 103L195 105V109H197ZM259 167V166H258ZM258 169H254L253 172H250L248 176H246L243 180H246L253 174L257 172ZM262 184H253L251 185L247 191H244L241 197L237 200H231L235 191L229 194L225 200L220 204L218 208H216L214 212V217L210 222V228H214V231L209 234V238H207L204 244L201 247L200 254V264H217V261L221 256H225L230 261H234L236 256H234L233 251L229 250V240L232 238L234 234H236L235 222L239 215H241L246 208L247 203L250 201L254 193L264 185V174L261 176ZM260 183V182H259ZM235 187L234 190H236ZM264 189V188H263ZM248 198L244 199L243 197ZM204 198L202 199V201ZM231 200V201H230ZM199 216V214H198ZM142 233V232H141ZM113 237V238H112ZM208 237L206 234L205 238ZM121 237L111 236L104 242V246L109 244L114 248H117V244H119V240ZM122 239V238H121ZM249 247V245H247ZM101 253H104L101 250ZM105 256V255H104Z\"/></svg>","mask_w":264,"mask_h":264}]
</instances>
